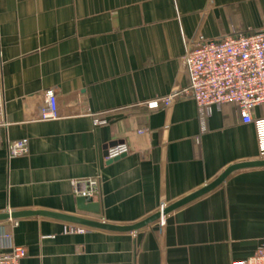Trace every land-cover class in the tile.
<instances>
[{"label": "crops", "instance_id": "0c3cea01", "mask_svg": "<svg viewBox=\"0 0 264 264\" xmlns=\"http://www.w3.org/2000/svg\"><path fill=\"white\" fill-rule=\"evenodd\" d=\"M264 0H0V212L43 209L131 224L259 158L255 125L233 102H147L187 86L189 38L258 30ZM52 89L59 117L39 120ZM264 116V105L253 109ZM27 139L9 156L8 141ZM114 143V144H111ZM124 144L125 153H105ZM98 177L86 205L73 182ZM83 185H81L82 187ZM32 216L0 221L19 264H233L264 241V166L130 232Z\"/></svg>", "mask_w": 264, "mask_h": 264}, {"label": "built area", "instance_id": "2783aa9c", "mask_svg": "<svg viewBox=\"0 0 264 264\" xmlns=\"http://www.w3.org/2000/svg\"><path fill=\"white\" fill-rule=\"evenodd\" d=\"M180 63L188 75L187 86L173 88L166 96L148 101L147 106L156 108L163 104L169 107L179 98L189 97L194 100L199 113L209 114L214 105L233 102L238 106L241 121L255 125L259 142L258 156L264 159V116L253 115L255 107L264 105V25L251 32L215 38H189L185 42ZM44 99L38 119L58 118L59 105L52 89L45 90ZM2 109L0 91V112ZM2 124L0 120V126ZM7 149L9 156L25 154L27 139L8 141ZM126 150L124 144H116L109 148L106 158L111 159ZM98 187V177L73 182L74 193L83 198L93 197ZM164 206L166 204H162L160 209ZM69 229L83 232L87 228L71 225ZM24 257V248L13 242L10 232L0 229V264H19ZM233 264H264V241L250 257Z\"/></svg>", "mask_w": 264, "mask_h": 264}, {"label": "water", "instance_id": "95a60500", "mask_svg": "<svg viewBox=\"0 0 264 264\" xmlns=\"http://www.w3.org/2000/svg\"><path fill=\"white\" fill-rule=\"evenodd\" d=\"M114 144V143H111ZM107 153H105L106 155ZM122 155V154H121ZM121 155L115 156L109 160L116 159ZM264 166V159H255L251 161H242L238 163H234L226 167L215 179H213L208 184L202 186L201 188L185 195L184 197L164 206L162 209L152 213L151 215L145 217L142 220H139L135 223L131 224H114L108 223L104 221H99L92 218L81 217L78 215H72L67 213H61L56 211H49L43 209H35V210H18V211H4L0 212V221L9 220V219H18L23 217H32V216H41L47 218H53L65 222L75 223L82 226L93 227L98 229L116 231V232H130L137 231L150 223L160 219L167 213L189 203L190 201L208 193L213 188L218 186L231 172L242 169V168H250V167H259ZM78 208L82 210H90L95 211L94 204H87L85 198L78 199Z\"/></svg>", "mask_w": 264, "mask_h": 264}]
</instances>
